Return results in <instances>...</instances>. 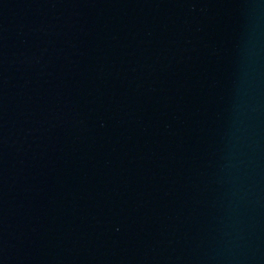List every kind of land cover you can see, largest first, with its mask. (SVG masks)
Here are the masks:
<instances>
[{"label": "water", "instance_id": "obj_1", "mask_svg": "<svg viewBox=\"0 0 264 264\" xmlns=\"http://www.w3.org/2000/svg\"><path fill=\"white\" fill-rule=\"evenodd\" d=\"M0 264H264V0H0Z\"/></svg>", "mask_w": 264, "mask_h": 264}]
</instances>
